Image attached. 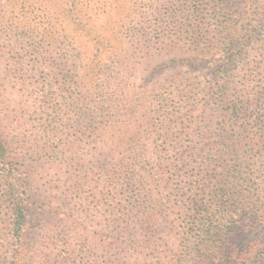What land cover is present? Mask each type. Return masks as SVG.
<instances>
[{
  "label": "rangeland",
  "instance_id": "obj_1",
  "mask_svg": "<svg viewBox=\"0 0 264 264\" xmlns=\"http://www.w3.org/2000/svg\"><path fill=\"white\" fill-rule=\"evenodd\" d=\"M241 1L240 14L246 18L243 23L249 36L243 47L220 56L158 44L155 38H130L138 32L170 30L165 16L173 0H0V129L15 148L21 146L17 151L20 170L32 182L30 251L19 257L18 264H193L185 250L195 241L188 238V207L182 212L171 209L160 217L153 214L154 220L146 228L151 232L148 236L142 227L122 224L114 231L106 224L112 195L104 188V181L128 155L124 143L116 141L117 129L111 125L93 135L92 145L72 149V108L81 90L72 87V64L88 62L95 68L96 75L85 82L91 92L87 99L90 108L103 101L105 105L108 102L107 108H124L121 111L156 108L153 87L161 89L163 108L173 112L192 108L180 112L181 117L197 108H204L208 115L210 108H229L213 104L209 100L212 96L237 106L244 102L262 104L264 0ZM97 49L102 52L98 57ZM189 84L202 89L203 95L193 93L190 100L181 103L177 88ZM125 112L119 120L115 118L117 124L130 133L144 132L146 141L141 142L146 143L152 162L165 160L170 164L180 159L178 141L168 142L161 133L156 135V129L164 127L162 115L131 118ZM194 124L188 126L193 129ZM249 130L253 132L252 126ZM263 164L259 159L253 166L259 184L253 191V201L258 202L254 215L261 221ZM166 179L168 189L177 184L171 174ZM75 183L79 186L73 189ZM166 192L163 197L167 200ZM232 213L233 223L241 231L231 238L242 235L246 247L264 241L258 226L246 230L252 216L249 210L246 217L241 216L242 209L229 215ZM2 217L0 260L9 256L5 252L9 240L5 241L1 231ZM110 242L117 245L107 252L104 246ZM130 246L135 247L132 253ZM117 248L127 251L122 255ZM74 250L75 255L79 253L72 261ZM258 262L264 264L262 257Z\"/></svg>",
  "mask_w": 264,
  "mask_h": 264
},
{
  "label": "trees",
  "instance_id": "obj_2",
  "mask_svg": "<svg viewBox=\"0 0 264 264\" xmlns=\"http://www.w3.org/2000/svg\"><path fill=\"white\" fill-rule=\"evenodd\" d=\"M242 4L241 0H173L165 16L171 25L170 30L138 32L130 38L136 37L134 41L138 37H142V41L155 38L156 43H167L174 48L226 55L232 48L243 47L245 37L249 36L243 23L246 18L240 14ZM101 53L100 49L95 51L97 57ZM94 70L88 62L72 64V87L81 89L73 98L76 105L72 108V149H79L85 143L92 145L93 135L108 125L117 129L115 134L119 138L116 141L124 143L122 147L128 156H124L119 167L114 165L116 169L104 181V188L109 196L112 195L106 221L108 227L114 231L122 224L131 228L142 227L145 228L142 233L148 236L151 232L146 228L155 216L160 217L171 209L182 212L181 209L188 207L191 210L188 238L193 237L195 241L191 248L185 250L192 256L193 264H259L261 257L264 261V241L246 247L242 235L230 237L241 230L233 223L234 213L229 215L230 211L242 209L241 216L246 217L249 210L252 216H249L246 230L258 226L264 232V216L263 221L255 218L258 202L253 201L254 190L259 185L253 176V166L259 159L264 161V103L244 102L237 106L212 96L209 100L213 104L229 105V108H210V115L204 108H197L188 116L181 117L180 112H188L192 108H178L176 112L163 108L159 95L161 89L153 87L156 108H126L125 112L121 111L124 108H107V101L106 105L103 101L90 108L87 99L91 92L85 82L96 75ZM181 87L177 88V100L181 103L190 100L193 93L203 95L202 89L197 90L191 84ZM213 88L211 83L210 89ZM122 112L131 118L162 115L164 127L156 129V135L161 133L168 142L172 139L178 141L177 149L180 151L177 156L180 159L170 164L165 160L156 164L152 162L146 143L141 142L146 141L144 132L130 133L126 127L121 128L117 124ZM190 122H195L193 129L188 126ZM172 131L176 132L171 134ZM14 145L0 129V217H5L1 231L5 241L9 240V249L5 251L9 256L1 257L0 264H18L19 257L30 251L32 182L20 170L21 156L17 151L22 148ZM168 174L177 182L169 189L166 185ZM77 186L75 183L73 189ZM165 191L167 200L163 197ZM114 244L110 242L104 249L114 251ZM117 249L121 254L127 251L125 248ZM134 249L130 246L128 250L132 253ZM75 251L72 252V261L79 253L75 255Z\"/></svg>",
  "mask_w": 264,
  "mask_h": 264
}]
</instances>
